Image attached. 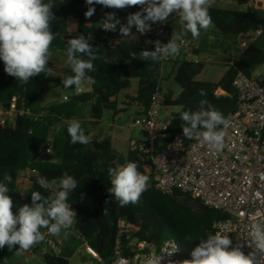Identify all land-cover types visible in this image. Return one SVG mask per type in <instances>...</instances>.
Masks as SVG:
<instances>
[{
	"label": "trees",
	"instance_id": "trees-1",
	"mask_svg": "<svg viewBox=\"0 0 264 264\" xmlns=\"http://www.w3.org/2000/svg\"><path fill=\"white\" fill-rule=\"evenodd\" d=\"M84 2L85 0H63L62 3L61 0H55L53 13L56 19L51 24L54 39L49 51L67 55L68 39L81 35L93 47H98L100 59L94 60V70L87 72L92 82L85 80L81 83L89 87L90 92L77 95L81 85L64 88L62 80L73 75L71 65L53 86L45 87L43 84L49 77L48 68L24 82L8 75L4 71V62L0 60V110L9 112L16 100L18 111L24 109L32 114L31 117L19 119L15 126L0 127V181L6 173L12 176L8 194L13 200V210L16 211L23 204L31 205L33 191L48 197L49 191L39 186L37 176L52 180L65 172L72 175L78 182L68 199L72 209L77 211L74 231L79 234L91 227L87 245L99 255L101 264H113L118 256L134 260L139 254L159 250L166 242L177 244L181 260H190L192 248L201 239L214 234L213 227L220 216L181 192H175L172 196L157 192L153 180L154 169L150 162L141 159L136 147L130 148L125 159L111 151L109 142L73 144L65 121L79 120L86 134L87 125L83 123L86 108L90 109V118L97 122H101L107 113L118 115L120 94L131 89L132 80L139 83L136 98L130 101L138 103L139 116L148 112L151 98L156 94L159 95L163 108L181 107V111L169 123L172 133H183L181 112L197 110L201 99H207L227 119L237 112L234 81L240 75L253 79L254 74L264 67V19L249 6L250 0H234V4L246 5L244 12L235 9H209L212 24L207 30L201 29V43L197 50L190 51L187 55L182 53L170 63H154L151 60L133 58V54L138 56L144 49L154 50L149 46L136 45L137 41L152 40L147 33L141 34L133 27L130 35L121 36L119 26L115 32L101 29L106 12L115 11L117 18L125 24L128 14L134 13V10L140 11L138 6L116 10L94 4V15L86 19L84 13L88 5L83 4ZM165 23L171 36L172 33H185V38L186 35L191 36L180 24L179 17ZM256 33L261 35L251 41L247 49L242 50L240 58L234 63L225 61L219 68L185 59L190 55L196 59L207 56L215 49V45L227 46L233 41L250 39ZM80 58L88 59L85 55ZM167 64H171V72L164 78V67ZM188 90V99L179 101L178 94ZM201 90L206 93L205 96L200 95ZM219 92L223 95L218 96ZM57 93L70 96L58 100ZM59 127L62 129L61 133H57ZM48 149L52 151L53 157L46 160L39 154L46 153ZM127 161L135 162L138 171L148 175L150 179L149 186L139 201L122 207L107 191L111 187L108 169ZM24 173L30 176L32 173L38 174L32 178V184L37 187L21 194L18 180ZM194 205L198 206L197 211L194 210ZM118 212L123 214L116 222L115 215ZM123 219L135 229L131 241L144 246L143 252L138 247H131V241L123 238L117 241L118 224ZM40 231L43 233L48 229L41 228ZM18 247L0 249V264L12 262ZM44 261L45 264H70L65 250L61 258L44 257Z\"/></svg>",
	"mask_w": 264,
	"mask_h": 264
},
{
	"label": "clouds",
	"instance_id": "clouds-1",
	"mask_svg": "<svg viewBox=\"0 0 264 264\" xmlns=\"http://www.w3.org/2000/svg\"><path fill=\"white\" fill-rule=\"evenodd\" d=\"M85 3L88 5L84 13L86 19L94 15V4L116 10L140 6V11L128 14L125 24L117 18L115 11L106 12L101 28L106 32H115L119 26L121 36L130 35L133 27L145 34L153 23L163 24L170 14L176 13L185 31L190 32L193 39H198L201 29L207 30L212 24L209 9L215 0H85ZM54 7L55 0H0V60L4 62V71L16 80L28 81L48 68L49 48L54 39L51 24L56 19ZM184 34L172 33L167 44L156 41L154 50L144 49L138 56L133 54V58L159 63L169 56L178 55L177 41ZM81 55L88 59H81ZM67 57L73 75L62 80L64 88L79 87L85 80L92 82L87 72L93 71L92 62L100 59L99 48L93 47L81 35L68 41ZM200 95L205 96L206 93L201 90ZM180 118L186 138L197 135L217 150L223 146L224 132L218 129L228 122L207 99H201L195 111H182ZM65 124L73 144L90 143V137L85 134L79 120L70 119ZM108 174L111 187L107 191L122 207L137 203L149 186V176L138 171V165L132 161L109 168ZM11 182L12 176L7 173L0 181V249H13L18 245L16 255L20 256L43 241L41 228L48 229L52 235H59L73 226L77 214L68 199L78 182L72 175L65 172L52 180L37 176L39 186L49 191L48 197L33 191L31 205L23 204L16 211L8 194ZM252 236L258 250L264 253V225L253 224ZM242 247V244H234L227 234L217 231L192 248L190 260L178 264H258L257 257L252 253L245 254ZM160 261L152 258L146 264H160Z\"/></svg>",
	"mask_w": 264,
	"mask_h": 264
},
{
	"label": "built area",
	"instance_id": "built-area-1",
	"mask_svg": "<svg viewBox=\"0 0 264 264\" xmlns=\"http://www.w3.org/2000/svg\"><path fill=\"white\" fill-rule=\"evenodd\" d=\"M216 2L226 5L234 3V0ZM249 6L264 19V0H250ZM146 33L152 40H142L141 47L154 49L156 41L167 44L171 39L166 23H158ZM260 35L256 33L250 39L240 40L241 50L247 49L249 43ZM177 43L179 54L165 58L162 60L164 63L173 62L182 53L187 55L194 49L193 42L185 37ZM233 88L237 112L226 119V126H221L224 137L220 149L211 147L197 135L188 139L183 133L170 132V125L160 122L161 100L156 94L151 98L148 112L133 121V126L142 128L148 137V142L139 145L136 150L143 161L151 163L157 192L164 196L181 192L216 212L220 218L214 224V234L217 231L227 234L234 244L243 245L242 251L245 254L252 253L257 257L258 264H264V253L258 250L252 236L253 224L264 225V81L240 75L234 81ZM81 93L78 91L77 95ZM129 106L138 109L137 102L127 103ZM31 115L30 111L24 109L18 111L14 100L9 112L0 110V127L15 126L19 119ZM43 157L46 160L52 158V151L48 149ZM37 175L31 174L33 177ZM134 232L135 229L126 220H120L116 232L117 241L120 238L131 241ZM42 235L43 241L24 252L23 257L38 255L42 258H61V237L49 231ZM130 246L138 247L140 252L145 250L136 241ZM86 252L92 261L102 263L99 255L89 246ZM152 258L161 260L160 264H178L183 261L177 244L166 242L159 250L139 254L134 260L118 256L113 264H121L122 261L123 264H146Z\"/></svg>",
	"mask_w": 264,
	"mask_h": 264
},
{
	"label": "rangeland",
	"instance_id": "rangeland-1",
	"mask_svg": "<svg viewBox=\"0 0 264 264\" xmlns=\"http://www.w3.org/2000/svg\"><path fill=\"white\" fill-rule=\"evenodd\" d=\"M83 4H86L85 2ZM232 3L231 5H233ZM231 5H219L218 3H214V5L210 9H220V10H238L239 12H244L247 7L244 4H235L233 6ZM135 9V8H134ZM135 13V10H134ZM179 14L172 13L167 18V21H172L175 19ZM158 24V23H157ZM186 38L193 42L194 49L197 50L200 45V40L193 39L191 36L186 35ZM131 42L132 39H130ZM211 44H214L213 41L210 42ZM136 45L142 46L143 41H137ZM215 49L212 50L211 54L207 56H202L200 58H194L192 55H190L186 60L187 61H196L200 63H206L215 67H222L225 64V61H229L231 63L236 62L241 54L242 50L239 46V41H233L229 43L227 46H219L215 45ZM191 50V51H193ZM171 68V64L169 66ZM70 69V63L68 61V57L65 54L62 53H52L49 51V61H48V70H49V77L44 82L43 86H53L54 83L61 79L65 72H67ZM171 72V69L169 70V73ZM169 73H164V78H167L169 76ZM253 79L256 81H264V67L260 68L253 76ZM25 82V81H24ZM165 85V84H164ZM139 83L137 80L131 81V89L124 91L120 94L119 101L121 103V106L123 103H126L127 99H133L135 96V92L138 90ZM166 86H163L165 88ZM80 90H83L84 92H87L90 90L89 87L85 85L80 86ZM223 94L221 92L218 93V96H222ZM70 95L64 94V93H57L56 97L58 100H61L65 97H69ZM182 97V96H181ZM55 99V98H54ZM182 101V100H181ZM123 107H120L122 109ZM88 110V108H87ZM181 111V107L174 109H166L162 106L160 107V122L170 123L174 115H177ZM85 115V113H84ZM136 119V116L132 121L129 120V113L128 112H121L118 115L114 116L112 115H106L104 124L105 126H109L108 129L113 131L114 137L113 141L109 142L111 151L119 155L120 157L127 158L130 153V146L131 147H137L138 144H146L148 142V137L145 131L142 128H135L133 126V121ZM61 127L57 128V133H61ZM42 158H44V154H39ZM39 159V157H37ZM148 174L150 172L148 171ZM32 178L33 176L22 174L19 177L18 180V190L21 194H24L26 191L30 189H34L37 186L32 184ZM154 180V177H153ZM194 210L197 211L198 206H193ZM122 212H118L116 216V222L117 218L119 216H122ZM115 222V221H114ZM113 222V223H114ZM115 222V223H116ZM114 223V225H115ZM91 234V227H88L86 230H84L82 233L77 234L74 231V225L65 231H62L61 235L65 240H63L62 248L65 250L70 258V264H99L97 261H92L89 256L87 255L86 248H87V241L89 240V236ZM70 235V236H68ZM117 245V241H115ZM7 264H45L44 258L41 256H34L31 258H24L23 254L20 256L15 257V259Z\"/></svg>",
	"mask_w": 264,
	"mask_h": 264
},
{
	"label": "crops",
	"instance_id": "crops-1",
	"mask_svg": "<svg viewBox=\"0 0 264 264\" xmlns=\"http://www.w3.org/2000/svg\"><path fill=\"white\" fill-rule=\"evenodd\" d=\"M215 3L217 4L216 0H215ZM227 5H231V3L227 4ZM233 5H235V4H233ZM233 5H231V6H233ZM138 10H141L140 6H138ZM177 17H179V16H177ZM157 23H159V22H157ZM157 23H153L151 25V28H154V25H156ZM169 66H170V64L165 65L164 73H169V70L171 69ZM80 91L84 92L83 90H80ZM189 91L190 90H188L186 92L179 93L177 96L178 100L181 101V100L186 99L189 95ZM88 92H90V90H88L85 93H88ZM135 98H136V92H135V96L133 97V99H127L126 98V103H123L122 106H121L120 101L118 102V104H119L118 114L121 112H123V113L128 112L130 121H132L135 116L137 118V116H139V112H140V110H138L136 108H132L130 106L127 107V103H129L130 101H134ZM124 104H126V107L124 106ZM120 107H123V108L120 109ZM89 112H90L89 108H88V110H87V108L84 110V113H85L84 118L85 119H84L83 123L87 125L86 135H88L90 137V143L102 144L104 142H110V141L112 142L113 137H114L113 131L108 129L109 126H105L104 121H105L106 115H112L113 114L114 116H116L117 113L116 114L115 113H107L101 122H97V121H94L90 118ZM165 124H169V123H165ZM138 145H140V144H138ZM130 148H131V146H130ZM68 236H70V235H68ZM60 237L62 240H65L61 235H60Z\"/></svg>",
	"mask_w": 264,
	"mask_h": 264
},
{
	"label": "water",
	"instance_id": "water-1",
	"mask_svg": "<svg viewBox=\"0 0 264 264\" xmlns=\"http://www.w3.org/2000/svg\"><path fill=\"white\" fill-rule=\"evenodd\" d=\"M68 40H70V39H68ZM53 136H54V135L52 134L51 137L53 138ZM123 239H125V238H123Z\"/></svg>",
	"mask_w": 264,
	"mask_h": 264
}]
</instances>
